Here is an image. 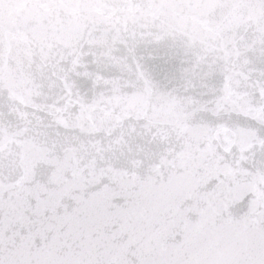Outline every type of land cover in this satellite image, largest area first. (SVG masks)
Masks as SVG:
<instances>
[{
    "label": "water",
    "instance_id": "95a60500",
    "mask_svg": "<svg viewBox=\"0 0 264 264\" xmlns=\"http://www.w3.org/2000/svg\"><path fill=\"white\" fill-rule=\"evenodd\" d=\"M0 264H264V0H0Z\"/></svg>",
    "mask_w": 264,
    "mask_h": 264
}]
</instances>
